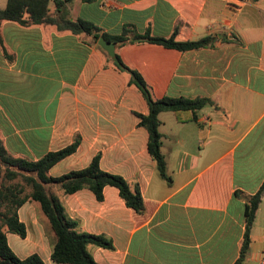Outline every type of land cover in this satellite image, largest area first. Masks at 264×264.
I'll return each mask as SVG.
<instances>
[{"label": "crops", "instance_id": "obj_1", "mask_svg": "<svg viewBox=\"0 0 264 264\" xmlns=\"http://www.w3.org/2000/svg\"><path fill=\"white\" fill-rule=\"evenodd\" d=\"M8 5L0 0V10ZM44 5L55 16L53 1ZM66 14L108 37L214 38L212 47L185 52L150 43L115 48L155 100L212 103L158 116L167 182L156 171L148 133L139 125L137 115L148 114L145 99L91 37L4 21L0 140L6 151L37 161L79 138L77 151L53 166L51 177L82 170L99 154L102 171L138 186L144 216L128 209L114 187L103 189L102 202L87 189L58 194L77 231L112 241V251L88 248L98 264H234L248 199L264 183V0H73ZM263 203L264 192L249 232V248L261 246L259 258L264 229L260 237L251 233ZM31 210L39 212L27 202L18 211L26 238L7 234L8 244L20 259L37 254L55 264L53 236L29 229Z\"/></svg>", "mask_w": 264, "mask_h": 264}, {"label": "trees", "instance_id": "obj_2", "mask_svg": "<svg viewBox=\"0 0 264 264\" xmlns=\"http://www.w3.org/2000/svg\"><path fill=\"white\" fill-rule=\"evenodd\" d=\"M44 1L46 0H9L8 7L0 10V24L4 21H11L21 26L52 25L58 31H68L75 35L91 37L96 45L102 38L117 46L126 43H150L185 52L212 47L214 43L212 37L195 42H180L176 40L175 35L165 39L151 37L149 33L143 36L135 34L131 39H128L126 34L121 37H108L100 34V30L88 22L67 19V5L73 0H52L55 5V16L48 15ZM82 1L91 2L92 0ZM25 15H28L27 18ZM97 48L117 71L129 76L128 86L136 87L145 99L148 114L146 116L137 115L140 120L139 125L148 133L147 149L155 163L158 175L170 182L161 152L158 116L164 112H194L212 102L208 99L187 100L183 98L155 100L149 86L140 74L128 68L118 54L115 53V57L111 59L99 46ZM79 144V138H75L69 146L56 152H50L37 161H31L27 158L11 156L0 140V264H45L37 254L20 259L11 250L7 241V234L17 235L21 239L26 238V227L20 221L18 211L27 202L38 206L39 213L53 236L50 258L55 264H98L90 254L89 247L114 250L111 240L103 236L77 231L78 223L68 217L58 194L70 195L87 189L94 194L98 202H102L103 189L106 186L114 187L118 190L120 198L128 209L137 216H144L146 206L138 186L131 187L121 176L102 171L99 166V154L95 155L91 163L82 170L71 171L57 178L49 175L50 169L74 154ZM263 192L264 183L260 190L248 199L245 208V233L239 257L234 264H241L248 252L249 232L254 223Z\"/></svg>", "mask_w": 264, "mask_h": 264}, {"label": "rangeland", "instance_id": "obj_3", "mask_svg": "<svg viewBox=\"0 0 264 264\" xmlns=\"http://www.w3.org/2000/svg\"><path fill=\"white\" fill-rule=\"evenodd\" d=\"M28 226H29V229H32L33 227L39 228L40 230L42 229L43 232L45 233V237L48 236L47 233L49 231L47 230V227L45 226V221L37 210H31L30 215L28 217ZM254 228H255V231L253 232V234L251 233V235L255 237H260L262 235V230L264 229V203L257 215ZM254 246L255 248L253 250L250 248L248 249V252L244 260L241 262V264H258L259 255L257 254H258V251L261 249V246L258 242H256ZM12 249H15V248L13 247ZM228 263L229 262L223 263V261H219L214 264H228Z\"/></svg>", "mask_w": 264, "mask_h": 264}, {"label": "water", "instance_id": "obj_4", "mask_svg": "<svg viewBox=\"0 0 264 264\" xmlns=\"http://www.w3.org/2000/svg\"><path fill=\"white\" fill-rule=\"evenodd\" d=\"M98 46L104 51L106 52V54L113 59L115 57V48L116 45L114 43H109L107 41H105L104 39H99L97 42Z\"/></svg>", "mask_w": 264, "mask_h": 264}, {"label": "built area", "instance_id": "obj_5", "mask_svg": "<svg viewBox=\"0 0 264 264\" xmlns=\"http://www.w3.org/2000/svg\"><path fill=\"white\" fill-rule=\"evenodd\" d=\"M258 264H264V250L261 252Z\"/></svg>", "mask_w": 264, "mask_h": 264}]
</instances>
